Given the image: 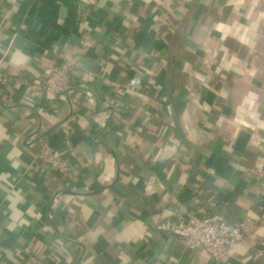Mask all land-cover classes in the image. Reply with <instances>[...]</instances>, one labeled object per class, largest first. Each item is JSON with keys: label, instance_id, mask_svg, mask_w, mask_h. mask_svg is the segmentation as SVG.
<instances>
[{"label": "crops", "instance_id": "0c3cea01", "mask_svg": "<svg viewBox=\"0 0 264 264\" xmlns=\"http://www.w3.org/2000/svg\"><path fill=\"white\" fill-rule=\"evenodd\" d=\"M82 6L100 43L74 92L33 106L26 86L0 83V264H264V225L222 261L157 229L211 200L264 215L251 68L264 0H0V72L33 80L45 50H76ZM44 137L70 161V185L31 167ZM154 178L166 187L147 193Z\"/></svg>", "mask_w": 264, "mask_h": 264}, {"label": "built area", "instance_id": "2783aa9c", "mask_svg": "<svg viewBox=\"0 0 264 264\" xmlns=\"http://www.w3.org/2000/svg\"><path fill=\"white\" fill-rule=\"evenodd\" d=\"M90 13L88 6H82L81 30L76 50L53 46L44 51V54L52 55L50 65L35 79L12 77L0 72V83L9 90H14L18 86H26L34 94L33 97L26 98L33 106L37 104L36 98L39 100L53 99L64 93L74 92L73 78L80 72L88 52L100 43V40L93 35L92 29L86 26L89 24ZM129 50L132 51L125 46L123 53H126L128 62L132 63L131 54L133 52L128 53ZM144 65L147 67L148 64L145 62ZM39 141V151L31 167L37 166L46 173H58L62 182L69 183L72 165L64 156V152L56 149L48 137ZM68 148L72 149L70 144ZM165 187L164 182L154 178L147 184L146 192L162 191ZM209 203V208L202 210H197L196 206L182 205L172 214V217L159 221L157 229L177 236L189 249L206 251L213 261L226 260L240 242L264 225V215L246 214L234 217L226 212L224 205L219 206L216 200H211Z\"/></svg>", "mask_w": 264, "mask_h": 264}, {"label": "rangeland", "instance_id": "374dc122", "mask_svg": "<svg viewBox=\"0 0 264 264\" xmlns=\"http://www.w3.org/2000/svg\"><path fill=\"white\" fill-rule=\"evenodd\" d=\"M211 54H212V52H211ZM251 55L255 56V58H256V62L255 63L252 62V64H251L252 71L256 72L255 74H257V75H259V73H260V75H259L260 86H259V90H258V93H259L258 101L264 104V33H263V38L262 37L256 38V42L254 43ZM258 70H260V71H258ZM239 84L240 83L237 84L238 87H239ZM202 105L207 107V103H203ZM260 110H262V108ZM261 113L263 115L262 118L264 120V110ZM247 124L248 123H246V125ZM262 125H264V123H262ZM252 126H254V125L252 124ZM254 132H256V133L258 132L259 136H264V126L261 127L260 121L258 122V125H255ZM255 137H257V136H255ZM260 150H261V148H260ZM262 150H263V153H262L261 157L263 159L260 160V164L262 166L261 165H259V166L262 169V172L264 174V168H263V166H264V147L263 146H262ZM253 168H254L256 173H261L257 167L253 166L249 171L251 174L253 173V170H252Z\"/></svg>", "mask_w": 264, "mask_h": 264}, {"label": "water", "instance_id": "95a60500", "mask_svg": "<svg viewBox=\"0 0 264 264\" xmlns=\"http://www.w3.org/2000/svg\"><path fill=\"white\" fill-rule=\"evenodd\" d=\"M1 146V145H0ZM255 201L259 203L262 207H264V199H260V197H256Z\"/></svg>", "mask_w": 264, "mask_h": 264}, {"label": "trees", "instance_id": "16d2710c", "mask_svg": "<svg viewBox=\"0 0 264 264\" xmlns=\"http://www.w3.org/2000/svg\"><path fill=\"white\" fill-rule=\"evenodd\" d=\"M59 48H61V47H59ZM147 71V70H146ZM252 118H254V116L252 117ZM253 125H255V124H253ZM258 125V124H257ZM262 127V126H261ZM106 137V136H105ZM107 137H108V135H107ZM257 139H259V140H264V136H257L256 137ZM259 143V142H258ZM225 202H228V200L226 199V201ZM224 204H226V203H224Z\"/></svg>", "mask_w": 264, "mask_h": 264}]
</instances>
